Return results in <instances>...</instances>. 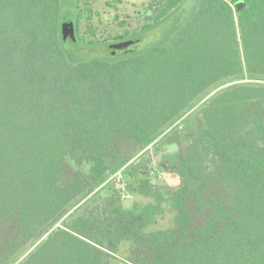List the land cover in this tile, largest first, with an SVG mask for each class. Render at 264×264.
Segmentation results:
<instances>
[{
  "label": "trees",
  "instance_id": "obj_1",
  "mask_svg": "<svg viewBox=\"0 0 264 264\" xmlns=\"http://www.w3.org/2000/svg\"><path fill=\"white\" fill-rule=\"evenodd\" d=\"M75 1L74 44L102 42L84 43ZM184 1L153 0L141 30L164 31ZM235 1L199 0L167 39L78 59L63 46L61 0H0V264H112L122 241L137 246L134 264H264V0L241 10ZM227 83L200 106L197 136L172 154L176 191L129 165L126 189L153 201L133 213L114 196L37 243ZM164 205L175 227L147 231Z\"/></svg>",
  "mask_w": 264,
  "mask_h": 264
},
{
  "label": "rangeland",
  "instance_id": "obj_2",
  "mask_svg": "<svg viewBox=\"0 0 264 264\" xmlns=\"http://www.w3.org/2000/svg\"><path fill=\"white\" fill-rule=\"evenodd\" d=\"M152 1L80 0L78 4L83 11L84 18L78 32L79 35L85 38L83 40L84 43H88L91 39L102 42L76 45L71 38L64 39L61 26L65 50L68 53L76 54L78 59H84L93 55L108 56L113 49L112 45L131 39L139 40L134 45L135 50H139L172 36L175 29L191 17L199 3V0L184 1L179 13L175 16V21L164 31L157 32L155 30L157 25H154L155 27L151 29L141 30L147 21L146 16L153 13L150 8ZM75 4V0H61V25L68 20L74 21L72 13L75 10ZM88 10H91L90 17L88 16ZM125 31L130 32L126 38L123 40H112L114 36L122 34ZM107 38L110 39L105 41ZM231 83L213 89L209 94L205 95L194 108L187 111L172 125L168 126L152 144L141 148L120 170L111 173L100 186L96 187L64 213L59 221L55 222L47 232L38 238L37 243L46 237L51 230L61 226L64 221L73 219L86 211H98L114 196H122L123 201L124 198L130 197L131 206L127 208H132L133 213L138 212L145 204L153 201L151 197L140 192H131L126 189V184L129 183L130 178L129 176H124L123 169L129 165L133 166V169L141 176L150 179L151 183L162 192L176 191L182 181L179 174V164L176 156L172 154H176L175 152L184 148L199 133L200 128L197 118L200 106L217 90ZM172 133L179 135V142L167 141L166 136ZM172 143H175L177 146L175 151H171L169 148ZM164 208V212L156 215L155 221L147 226V231L175 227L176 211L169 205H164ZM137 254V246L133 241H122L113 255L112 264H134Z\"/></svg>",
  "mask_w": 264,
  "mask_h": 264
},
{
  "label": "water",
  "instance_id": "obj_3",
  "mask_svg": "<svg viewBox=\"0 0 264 264\" xmlns=\"http://www.w3.org/2000/svg\"><path fill=\"white\" fill-rule=\"evenodd\" d=\"M246 3L245 0H237L235 1V7L237 10H241L245 7ZM62 30H63V36L65 38H71L73 41L77 40V34H76V28H75V22L73 20H68L63 23ZM139 40H126L122 41L119 43H116L112 45L113 50L112 54H116L118 51H124V52H129L135 50L134 45L137 43ZM170 150L175 151L177 149V146L175 143L170 144ZM124 205L125 207H130L131 206V198L126 197L124 198Z\"/></svg>",
  "mask_w": 264,
  "mask_h": 264
},
{
  "label": "flooded vegetation",
  "instance_id": "obj_4",
  "mask_svg": "<svg viewBox=\"0 0 264 264\" xmlns=\"http://www.w3.org/2000/svg\"><path fill=\"white\" fill-rule=\"evenodd\" d=\"M113 50V49H112ZM112 52V51H111Z\"/></svg>",
  "mask_w": 264,
  "mask_h": 264
}]
</instances>
